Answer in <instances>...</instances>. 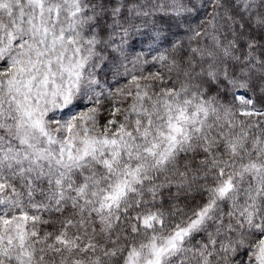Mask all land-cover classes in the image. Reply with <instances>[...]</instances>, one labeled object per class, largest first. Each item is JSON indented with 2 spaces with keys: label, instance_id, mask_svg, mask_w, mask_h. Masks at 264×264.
<instances>
[{
  "label": "snow or ice",
  "instance_id": "6c2138e0",
  "mask_svg": "<svg viewBox=\"0 0 264 264\" xmlns=\"http://www.w3.org/2000/svg\"><path fill=\"white\" fill-rule=\"evenodd\" d=\"M0 264H264V0H0Z\"/></svg>",
  "mask_w": 264,
  "mask_h": 264
},
{
  "label": "rangeland",
  "instance_id": "374dc122",
  "mask_svg": "<svg viewBox=\"0 0 264 264\" xmlns=\"http://www.w3.org/2000/svg\"><path fill=\"white\" fill-rule=\"evenodd\" d=\"M80 109L79 108H73L71 112H66L64 111L63 113L62 112H57L56 115H57V118H61V115L63 114L65 117H67L68 115H71L75 112H78Z\"/></svg>",
  "mask_w": 264,
  "mask_h": 264
},
{
  "label": "trees",
  "instance_id": "16d2710c",
  "mask_svg": "<svg viewBox=\"0 0 264 264\" xmlns=\"http://www.w3.org/2000/svg\"><path fill=\"white\" fill-rule=\"evenodd\" d=\"M175 31V29H173ZM195 195V194H194ZM201 199L199 196H195V200H193L191 197L188 199L187 203L189 206H192L194 203L198 202Z\"/></svg>",
  "mask_w": 264,
  "mask_h": 264
}]
</instances>
